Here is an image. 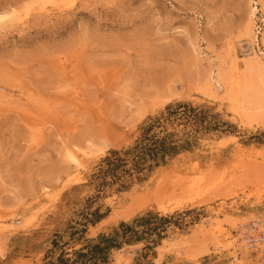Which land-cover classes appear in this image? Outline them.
Wrapping results in <instances>:
<instances>
[{
	"label": "rangeland",
	"instance_id": "1",
	"mask_svg": "<svg viewBox=\"0 0 264 264\" xmlns=\"http://www.w3.org/2000/svg\"><path fill=\"white\" fill-rule=\"evenodd\" d=\"M246 2L0 0L7 13L0 19V264H43L54 233L66 239L71 220L89 205L103 217L88 225L87 238L148 210L180 223L169 224L151 248L139 242L113 250L108 264H234L225 247L194 254L220 232L239 231L227 222L215 230L203 219L264 208V157L250 153L264 151V127L241 120L233 89L206 86L212 71L238 81L240 98L248 97L250 80L260 90L262 73L241 65L235 74L225 63ZM258 7L264 28V0ZM167 87L178 93L169 103L207 108L230 125L190 132L191 145L164 163L126 176L124 186L102 185L104 159L113 150L123 155L143 123L165 113L169 103L157 97ZM166 125L185 135L183 123ZM237 144L245 150L239 155ZM66 146L84 164L78 172ZM68 246L70 256L80 243Z\"/></svg>",
	"mask_w": 264,
	"mask_h": 264
},
{
	"label": "trees",
	"instance_id": "2",
	"mask_svg": "<svg viewBox=\"0 0 264 264\" xmlns=\"http://www.w3.org/2000/svg\"><path fill=\"white\" fill-rule=\"evenodd\" d=\"M166 123H183L186 131L181 136L175 128L169 129ZM230 125L218 113L204 107L195 106L190 102L169 103L165 113L154 119L148 118L142 126L140 136L131 148L121 151L113 150L112 156L104 159L105 167H100L102 185L106 182H120L133 173L150 170L164 163L166 159L176 155L191 145L190 132L225 131L223 126ZM109 177V180L107 179ZM98 194V193H97ZM98 195L93 196V200ZM92 197L88 198L90 202ZM79 219L71 220L68 225V236L54 233L50 247L46 251L43 264H108L111 252L123 245L144 242V249L151 248L164 236V232L173 221V215H160L156 211H146L131 221H120L108 232L87 238L85 233L89 224L94 225L102 217L99 207L89 205L80 212ZM180 224V223H176ZM69 241L80 243L69 253ZM56 248L59 251L56 252Z\"/></svg>",
	"mask_w": 264,
	"mask_h": 264
},
{
	"label": "bare ground",
	"instance_id": "3",
	"mask_svg": "<svg viewBox=\"0 0 264 264\" xmlns=\"http://www.w3.org/2000/svg\"><path fill=\"white\" fill-rule=\"evenodd\" d=\"M44 1H47V0H44ZM246 4H247V10H246L244 18L242 20H240L235 25V31L237 34L234 37H231L230 40L227 42V45H226V52L227 53H226L225 63L226 62L228 63V65L227 64L226 65L229 66L231 71L234 72L235 74H237L240 71V66L242 65L244 67L243 69H245L247 72H253L255 70V71H258L264 75V48H261V46L259 45V38L257 36L258 32L256 30V29L259 30L260 35H261L260 39L264 43V28L262 27V23H261L260 27L255 26V22H256L255 19L257 17V12H259V10H260V7H258V0H247ZM4 11L5 10H3V12ZM4 13L2 14L0 12V19L2 17L4 19L7 16V13H5V15H4ZM16 21H17V19H16ZM263 26H264V24H263ZM242 40H244V42L248 45V47L245 48V53L241 57V56H238L236 52H237L238 42H240ZM255 44H257L259 46L257 50L254 48ZM197 51H198L197 55L201 54L200 48H198ZM203 55H204V53H203ZM205 55H207V54L205 53ZM209 56H206V60H208V62L210 64H212L211 63L212 59ZM239 62H241L242 64H240ZM262 74H261V77L263 80L260 83L261 87H260L259 91L255 87V84H253L252 80H250V82L248 84L249 90L246 91V93L249 94L247 98L246 97L240 98L238 96V95H240L239 92H237V91H239V89L236 90V87H237V83H239V82L238 81H236V82L233 81V83H232V81L230 83L227 82L225 80L224 76L222 75V73L214 74L212 71H210L209 77L207 76L208 79L206 82H208V83L206 84V86L209 90H211L213 88L217 89V88L223 87L225 89V91L228 93H230V90L233 89L234 95H232V97L230 99L233 102V106L235 108L236 113L240 114L239 116L241 117V120L242 119L245 120V122L248 123L250 126H254L255 124H257V125H261L264 127V77ZM240 87H242V83H241ZM243 89H244V86H243ZM177 94L178 93L175 89H173L172 87H167L158 95L157 102L161 105L167 104ZM241 97H243V95ZM241 101H244V103H240ZM234 103H236V104H234ZM231 138H232V136H231ZM234 140L230 139L228 141L231 142ZM73 147H75V146H73ZM73 147L66 146L65 147L66 148L65 153H66V156L72 162L75 170L78 172L80 169H82L84 167V164L76 155V152L74 151L75 148L73 149ZM244 151L245 150L243 148H240L239 144H237L234 148L235 155H239L240 153H242ZM84 152L86 154L85 150H84ZM250 153H253V155L254 154L262 155L264 157V151L263 150L251 149ZM80 157H81V155H80ZM254 173L258 174L259 171L256 172V170H254ZM262 187L263 188L261 189V191L259 193L260 194L259 200L261 199V197L264 194V183H262ZM159 209L162 212L164 210H166L163 206H160ZM262 215H264V208L257 209L254 211H249L247 214H243V215H239V216L233 215V214L228 215V216H225V218H220L219 220H218V218H205V219H203L202 220L203 223L210 224L213 228H215V230H220L221 227L223 226L222 222H227V224H229L234 229H236L237 231L239 230V231L237 232L236 235H232V234H230V232H220L222 235L218 239L214 240L212 242L211 246L200 247L199 249H197V251L195 252L194 255L208 253L211 248L218 249V248H222V247L224 248L225 247V248H228L231 250L232 255H233V260H234L233 263L234 264H237V262H240L238 264H253V263L255 264V259H254L255 257H251L249 255V252H250L249 247L250 246L246 242V237H245L244 233L242 232L243 231L242 226L244 225L245 222H247L249 220L257 219V218L261 217ZM2 223H3V221H2V219H0V226L2 225ZM170 245H175V242H172ZM160 249H162V247H160ZM241 249L246 250L245 253L243 252V254H241V257L243 255L242 259H240L239 258L240 256H238L239 251L242 252Z\"/></svg>",
	"mask_w": 264,
	"mask_h": 264
},
{
	"label": "built area",
	"instance_id": "4",
	"mask_svg": "<svg viewBox=\"0 0 264 264\" xmlns=\"http://www.w3.org/2000/svg\"><path fill=\"white\" fill-rule=\"evenodd\" d=\"M255 26L260 27L262 20L260 17V12H257V17L255 19ZM257 30V36L259 38V45L260 43V32L258 29ZM248 47V45L243 42L242 45H239V53L243 55L245 53V48ZM258 45L255 44L254 48L257 50ZM243 228V233L246 237V242L251 248V253H253L255 257V264H264V215L261 217L254 219V220H249L244 223L242 226Z\"/></svg>",
	"mask_w": 264,
	"mask_h": 264
}]
</instances>
